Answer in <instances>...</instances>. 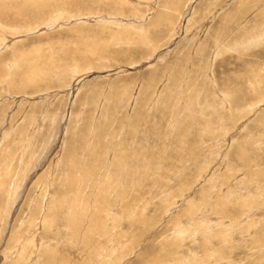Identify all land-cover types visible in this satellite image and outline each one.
<instances>
[{"label": "rangeland", "instance_id": "obj_1", "mask_svg": "<svg viewBox=\"0 0 264 264\" xmlns=\"http://www.w3.org/2000/svg\"><path fill=\"white\" fill-rule=\"evenodd\" d=\"M0 264H264V0H0Z\"/></svg>", "mask_w": 264, "mask_h": 264}, {"label": "bare ground", "instance_id": "obj_2", "mask_svg": "<svg viewBox=\"0 0 264 264\" xmlns=\"http://www.w3.org/2000/svg\"><path fill=\"white\" fill-rule=\"evenodd\" d=\"M121 1V0H120ZM244 26V25H243ZM177 33V32H176ZM107 60V59H106ZM108 61V60H107ZM36 69V68H35ZM79 69V68H78ZM36 78V77H35ZM239 101V100H238ZM28 177V176H27ZM49 211V210H48ZM6 251V250H5Z\"/></svg>", "mask_w": 264, "mask_h": 264}]
</instances>
